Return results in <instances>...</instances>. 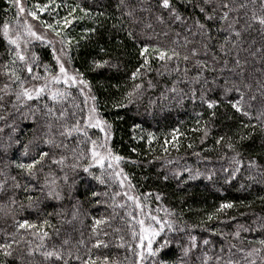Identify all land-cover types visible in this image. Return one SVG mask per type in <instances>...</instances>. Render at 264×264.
I'll use <instances>...</instances> for the list:
<instances>
[{
	"label": "trees",
	"instance_id": "trees-1",
	"mask_svg": "<svg viewBox=\"0 0 264 264\" xmlns=\"http://www.w3.org/2000/svg\"><path fill=\"white\" fill-rule=\"evenodd\" d=\"M22 3L27 10L35 11L37 18H26L23 14L17 18V10L11 0H0V28L8 22L14 31L20 28L26 19L39 29H47L63 42L61 47L67 51V55H64L67 65L73 73L82 74V78L89 82L90 89L85 88L84 94H81L79 89L82 86L65 85L62 81L60 84H53L54 89L67 91L69 95L59 103L49 100L47 95L39 101L29 102L33 109L39 106L42 110L35 123L31 118H23L22 113L27 112L26 108L18 105L20 110L17 111L12 107L14 96H5L4 100L0 101V116L5 117L0 120V129H3L0 131V145L12 144L15 139L20 141L19 144H13L7 153L0 151V171L5 172L7 176H16L22 185L20 189H14L10 187L13 182L8 179L6 192L0 193V243H4L5 233L16 231L18 223L27 220L29 223L40 225L47 219L51 227H45L44 230L50 234L46 241L49 247L53 243L60 244L62 240L69 239L70 244L65 247L83 259L89 258L88 249H91L90 255L96 259L97 264H103L105 256L108 257L109 264H112V261H117L118 264H133L135 251L139 250L135 248L138 237L133 239L129 224L134 225L137 232L139 226L127 213H132V216L137 218L145 217L126 197H116L115 202L112 199L116 191H129L131 195L139 197L144 206L143 213L157 216L161 220L162 225L152 222L153 227L163 226L157 241H162L164 237L172 241L158 253L157 264L161 260L167 264H202L205 253L211 257L208 264H227L229 259L233 264H264V246L258 243L264 239V229L260 228L258 223H253L258 216L264 217V177L259 175L258 170L249 169L247 164L249 159H255L259 165H264V132L259 126L254 132L241 127V122L249 121L237 114L228 103L239 98L235 91L222 99V90L227 80L229 87L233 83L240 85L246 93V101L248 97L255 95L256 99L251 101L253 117L258 110L264 108V88L258 83H264V33L259 31V25L253 26L255 30L242 31V42H238L235 48L229 44L231 52L225 56L219 50V45L228 33L220 30L218 19L215 22L207 21L213 39L205 55L204 50L196 43L201 37L192 36L186 30L192 24L193 18L205 22L204 15L198 7L186 4L184 0H173V6L180 14L189 18L184 25L174 23L168 12L159 7L158 0H124L119 7L117 5L120 0H22ZM215 3L216 0H213L212 6H205L208 12L212 11ZM242 3H247V7L238 8L230 14L240 21L236 25L237 30L241 29V25L251 16L254 8L256 11L260 10V0H257L255 6L250 0H235L236 5ZM81 8L86 9L87 13L82 12ZM129 11L132 12L131 16L125 14ZM158 16L163 18V23L157 19ZM66 18L71 21L67 27ZM149 24L151 27H146ZM128 31H132L136 38H130ZM177 32L180 33L179 38L176 37ZM184 36L193 43L187 48L178 49L181 56L190 53L191 48L197 47L200 49L198 57L190 58L187 62L182 58L169 61L166 67L163 61L154 57L151 46L162 49L176 47L173 41L179 39L182 44ZM27 39L30 40L27 55L31 57L32 53H35L37 57L33 73L43 76L44 66L47 65L51 74H58L59 67L53 57V44L44 38ZM144 45L149 46L150 70L141 69L139 78L134 81L131 74L143 63L140 49ZM21 46L24 47L23 43ZM9 47L0 33V66L8 64L11 69L15 66L10 63ZM213 56H216V61H213ZM236 57L241 61V68L235 67ZM196 59L205 61L214 69L209 71L206 68L199 84L192 81L197 72ZM224 60L228 61L227 67L221 72ZM104 61H108V64L95 66L94 62ZM177 65L179 71H174ZM185 68L189 70L187 76L184 75ZM241 69L242 76L239 74ZM2 71L3 68L0 67V72ZM205 78L210 82L205 86L207 96L221 100L220 106L213 110L207 109L199 100L201 84ZM149 80L152 81L153 87H148ZM213 80L214 84L211 83ZM8 82L6 75H0V87ZM136 83L142 84V88L133 92L131 97L127 96L126 93L132 92ZM243 84L250 85V88L244 89ZM173 87L177 89L175 93L170 90ZM190 88L197 90L196 99L191 97ZM88 95L96 97L99 117L112 126L108 143L115 154L124 157L120 168L128 175L133 185L131 190L120 189L117 184L106 187L82 169L74 172L71 168L74 163L71 149L75 147L77 134L73 133L72 137L65 139L59 132L63 131L62 125L71 126L75 119L86 114L85 105L91 107L93 104L91 99L86 101ZM45 104L53 107L57 115L61 109H66L68 113L63 120L51 118L50 132L41 127L50 119L43 115ZM120 104L124 106H118ZM210 111H215L214 118L210 119ZM73 112L77 114L76 117L72 116ZM206 122L209 123V134L204 137ZM250 123L258 125L259 122L253 119ZM12 127L16 128L15 133L12 132ZM87 131L93 139H103V133L99 129L92 128ZM248 132H252L250 138L237 143L239 135ZM45 134L53 136L57 143L63 141L68 144L67 149H51V153L57 158L65 155L68 159L64 165L52 164L51 160L47 159L43 164V171L37 173L38 179L30 180L12 161L28 163L37 151H50L49 146L43 143ZM149 134L152 136L151 140ZM220 136L231 137V142L242 153L243 164L235 178H229V173L224 171L225 168L234 167L230 160L235 153L225 146L227 141L216 144V139ZM29 141L32 142L29 144V153L23 156V145ZM83 147L87 148L88 145ZM80 163L87 164V160ZM91 171L99 174L98 168ZM196 172L200 175L191 179L190 176ZM65 175L68 177L67 182L63 179ZM209 175H212L211 179H207ZM249 175L255 176L256 179L249 180ZM46 176L50 181L55 179V186L63 197L61 200L45 198L44 192L39 190ZM165 176L168 177L167 180L164 179ZM4 179L5 176H0V180ZM25 184H32L33 190L24 191ZM92 192L101 195L93 197ZM105 192L107 195H104ZM157 195L160 196L159 200L156 199ZM13 196L17 201L14 205L8 199ZM28 196L40 198L38 208L27 207ZM229 202L234 205L233 208L217 212L220 204ZM120 203L126 207H114V204ZM73 212L76 213L75 217ZM209 215L212 216L211 220L208 219ZM99 218L106 220L99 228L107 235L93 236L91 227L94 219ZM164 221H171L173 230L170 231ZM237 225H244L250 230H240V236L236 238L232 233L237 231ZM31 231L20 230L17 238L23 236L24 241L20 245H13L11 257L0 254L2 264H50L39 252L32 256L27 255L28 245L25 241L32 240L33 247L38 243L31 236ZM189 234L197 237V248L185 256L181 249L190 247ZM118 237H123V241ZM97 238L105 241L108 247L93 248ZM80 239L86 242L85 245L77 244ZM205 239L209 240V244H203ZM122 242L124 247H119ZM128 245H132L133 250H129ZM156 246L158 245L154 244V247ZM241 248L244 249L243 252L239 250ZM252 248H258L260 251L248 256L247 253ZM216 256L221 257L219 262L215 259ZM16 257L22 259L17 260ZM68 259L70 264H79V261L71 257ZM146 264H152V260L149 259Z\"/></svg>",
	"mask_w": 264,
	"mask_h": 264
},
{
	"label": "snow or ice",
	"instance_id": "snow-or-ice-1",
	"mask_svg": "<svg viewBox=\"0 0 264 264\" xmlns=\"http://www.w3.org/2000/svg\"><path fill=\"white\" fill-rule=\"evenodd\" d=\"M186 4H190L193 7H198L200 13L204 15V21L201 22L199 19H192V24L187 27V31L191 33L192 36H200L201 40L196 41L200 45V48L204 50V54L207 55L211 45L210 41L213 39V37L210 35V29L207 26V21H213L215 22L217 19L219 20L221 24V29L228 33L227 36H225L223 43L219 45V50L224 53L225 56H227L231 52V48L228 47L229 44L232 45L233 48L238 46V42L241 41V35L242 31H248L249 29H253L254 25H259V31L261 33H264V0H260L259 4V11H256L255 8L253 9L251 16H248L247 19L244 21V24L241 25V29L237 30L236 25L240 22L238 18L230 16L231 13L236 12L238 8H244L247 7V3H242L239 5L235 4V0H216L215 6L212 7V11L208 12L205 6H212L213 0H184ZM252 5H256L257 0H250ZM11 3L13 7L17 10V18L21 14H24L27 12L28 16H31L33 19L37 18V14L35 11L27 10L21 3V0H11ZM124 3V0H120V4L117 5L119 7ZM159 7L163 10H166L168 12L169 17L172 19L174 23L178 22L182 25L187 24L188 17H184L180 14L178 9L173 6V0H158ZM37 7H39L37 5ZM46 7V6H45ZM79 7V5L77 6ZM43 10V9H41ZM82 12H86V9L81 8ZM75 11V9H73ZM219 11V15L217 16V12ZM128 16L132 15V12L125 13ZM71 15V13H69ZM100 15H103V13H100ZM247 16V14H245ZM157 19L163 23L164 20L161 16H158ZM71 21L65 19V27H67L68 24H70ZM46 27H51V25H45ZM146 27H151V25H146ZM22 28V30H21ZM195 29V31H193ZM0 33H2L4 40L7 42V44L10 46L8 48V53L10 56V63L14 65L15 67L9 69L8 64H4L3 66H0L3 68V71L0 72V75H6L8 77L9 82L5 83L3 87H0V101L4 100L5 96L12 95L14 96V101L12 102V107L16 108L17 111L20 110L18 105L21 107H24L27 109V112L22 113V116L24 119L31 118L33 123L36 122V119L38 115L41 113V108L37 106L36 108H32L29 105V102L31 101H39L41 98H43L45 95H47L49 100H52L55 103H59L63 101V99L69 95L67 91H60L59 89H54L52 87L53 84H60L61 81L65 84H71L73 86L79 85L81 94H84V89L89 88L90 85L89 82L82 78V74L76 73V74H70L68 70L65 67V64L61 62V55H67V51L62 47L59 50V53H57V50L53 48V57L56 60V64L59 67V73L58 74H51L48 66H44V75L41 76L40 74H34L33 73V65L37 61V57L35 53H32L31 57L27 55V46L30 43V40L27 39L28 37L35 38V39H42V37L38 36L37 33L33 30L32 25L25 19L23 21V24L20 28H17L16 30H12L11 26L8 22H5L0 28ZM57 35H59V32L57 31ZM166 35V33H165ZM128 36L130 38L135 39L134 33L132 31H128ZM176 37H180V33H176ZM234 37V39L232 38ZM22 43L24 47L22 48ZM63 43V42H62ZM193 43V41L189 40L187 36L183 37V43L181 44L179 42V39L174 40L173 44L176 45V47L172 48H166L162 49L158 46H151L152 52L154 53V57L160 61H163L165 63V67L167 66V63L169 61L173 60H180L181 58L187 62L190 58L198 57L200 55V49L197 47H193L190 49V53L184 54L181 56V52L178 50L179 48H187V46ZM259 51V49L257 50ZM149 46L144 45L140 49V56L143 58V63L140 65L139 68H137L134 72L131 74L132 80H137L140 76L141 69L150 70L149 66ZM255 55V53H253ZM69 57V61H70ZM213 61H216V56L212 57ZM96 67H102L105 64H108V61L104 62H94ZM227 60H224V66L220 69L222 72L224 68L227 67ZM234 64L235 67L241 68V61L238 57L234 58ZM195 67L197 68L196 75L192 77V81L196 84H199L201 81V78L203 76L204 70L207 68L209 71H213V68H210L205 61H202L200 59L195 60ZM174 71H179V65L176 66V68L173 69ZM231 71V69H229ZM189 70L187 68L184 69V75H188ZM23 73V75H21ZM241 76L243 75V70L241 69V72L239 73ZM43 81V83H33V81ZM209 81L205 78L203 80V84H201L200 88V94H199V100L203 105L207 107L209 110H213L216 107L220 106L221 100L212 99L207 96V89L205 88L206 85H209ZM211 83H215V80H213ZM228 81L225 80V87L222 90V99L223 97H226L230 92L235 91L238 94V99L235 101H228V103L231 105V108L235 110L237 114H239L242 117H246L249 121V123H243L241 122V127L245 129H251L253 132L255 129L259 126L260 130L264 132V108H261L258 110L255 117H253L251 109L253 107L251 101H254L256 99L255 95L248 97V100H245V91H243L239 84L233 83L230 87L228 85ZM242 83V81H241ZM260 84L261 88H264V83L258 82ZM15 85V87H13ZM148 87H153L152 81H148ZM142 88V84L136 83L133 86L132 92L126 93L127 96L131 97L133 92H137ZM244 89L250 88V85L243 84ZM172 92H176L177 89L175 87L170 89ZM183 90H181L182 92ZM191 93V97L193 99H196V89L190 88L189 89ZM264 95V93H262ZM87 99H91L93 101V104L91 107H87V104L85 105L87 108L86 114H82L79 118L75 119V122L71 124V126L68 125H62L63 131L59 132V135L61 137H64L65 139L72 137L73 133L77 134L76 144L75 147L71 149L72 152V159L74 163L71 164V168L75 172L77 169H82L84 173L89 174L92 176L94 180H96L99 184L105 185L106 187H111L112 184H117L120 189H129L131 190L133 188V185L131 184L129 177L127 174L124 173L123 169L120 168V163L124 160V157L115 154L113 152V149L110 147L108 141L111 137V124L107 121L101 119L98 114V109L96 107L95 101L96 97L94 95H88L86 96ZM2 106V105H0ZM118 106L123 107L124 105L120 104ZM83 113V110H82ZM43 115L46 117H49L50 119L47 121L46 124L41 125V127H45L50 132L52 128L51 118H55L57 120H63L67 117L68 113L66 109H61L59 111V114L57 115L55 109L53 107H49L47 104L43 106ZM76 113L73 112L72 116L76 117ZM216 116L215 111H210V119L214 118ZM5 119V117L0 116V120ZM253 119L258 121L257 124L250 123ZM11 127V125H7ZM99 129L101 133H103V139L97 137L96 139H93L92 136L89 135L87 129ZM200 129H197L199 131ZM0 131H3V129H0ZM12 132H16V128L12 127ZM204 137H207L209 134V123L206 122V126L203 130ZM252 135V132L248 133H241L239 135V139L237 143H242L244 140L250 138ZM82 137V139L80 138ZM175 135H173V139H175ZM11 139V137H10ZM152 139L151 134H149V140ZM231 137H225L220 136L216 139V144L220 145L222 141H227L225 146L233 151L235 155L231 157L230 163L234 165L231 169L225 168L224 171L229 173V178H235L236 174L240 172L241 166L243 164L242 159V153L237 150L236 145L231 142ZM20 141L18 139L12 140V144L8 145H0V151H3L5 153L8 152V150L12 147L13 144H19ZM32 142L29 141L28 144L23 145V151L21 155L27 156L29 153V144ZM43 143L47 146H49L50 151H43L39 150L37 151L36 155L31 158V161L28 163L25 162H16L12 161L14 166L21 170V173L23 175H26L30 180H37V173L43 171V164L47 159L51 160L52 164L57 165H64L65 161L68 159L65 155H60L58 158L51 153V149L54 148H68V144L61 141L60 143H57L55 138L51 135L45 134V138L43 139ZM84 145H88L87 148L83 147ZM191 147V145H189ZM83 160H87V164L80 163ZM248 168L249 169H256L259 172V175L261 177H264V165H259L255 159H249L248 162ZM8 165H5L7 167ZM93 168L99 169V174H96L92 172L91 170ZM63 171V169H61ZM200 173L196 172L195 174L191 175V179H195L197 176H199ZM214 175V173L212 174ZM212 175H209L207 179H211ZM0 176H5L6 179L0 180V193L6 192V185L8 182V179H10L13 183L10 185V187L14 189H20L22 187L21 183L17 181L16 176H7V174L3 171H0ZM65 182H67L68 177L65 175L63 177ZM165 180L168 179L167 176L164 177ZM249 180H255L256 177L249 175ZM127 182V184H126ZM227 182V180H226ZM56 181L55 179L49 180L47 176L45 177L43 183L39 186V190L41 192H44L45 198L55 199V200H61L62 194L60 191L56 188ZM24 191H30L33 190L32 184H25ZM45 189L47 191L45 192ZM91 195L93 197H96L98 195H101L97 192H92ZM104 195H107V192L104 193ZM124 196L126 197L127 201H131L137 210H139L145 218H137L133 217L132 213H127L129 217H132V219H135V224L139 226V231L137 232L135 230V226L132 224H129V228L131 229V235L133 239H136L138 237V243H136L135 248L139 249L138 251H135V260L133 264H146V262L151 259L152 264H157L156 257L158 253L161 252L162 249L168 247L172 241L168 237H164L162 241H157V237L160 236L161 232L163 231V226L160 228L153 227V223L161 224V220L154 215L143 213V205L139 199V197L131 195L129 191H116L114 195L112 196L113 201L115 202L116 197ZM11 202V204H16L17 201L13 197L8 198ZM29 203L27 207H39V197H27ZM156 199L159 200L160 196L157 195ZM99 203V201H97ZM75 207V206H73ZM114 207L124 208L126 207L125 204H114ZM234 205L229 203H222L220 204L219 208L217 209V212L222 211L224 209H231ZM165 212L167 213V209H165ZM59 215V213H57ZM76 213L73 212V217H75ZM208 219L211 220L212 216L209 215ZM264 217L258 216L257 219L253 223H258L259 227L264 229ZM106 223V220L104 218L94 219L91 231L93 236L97 235H107L106 232H103L102 229L99 228V226ZM163 223L167 224L168 229L171 231L173 230V225L171 221H164ZM45 227H51L48 220L45 219L43 223L40 225L29 223L27 220L18 223L16 225V231L12 233H5V241L4 243H0V254H2L4 257H11L13 255V245H20L22 241H24L23 236H19L17 238V234L20 232L21 229L28 230L31 229V236L35 238L38 243L35 244V247L32 246L33 241L28 240L25 241V243L28 245L27 247V255L32 256L34 253L39 252L41 256H43L44 260L47 262H50V264H70L69 257L72 259L79 261V264H97L96 259H93L90 255L91 249H88L89 258L83 259L79 254H74L71 249L66 248L65 246H68L70 244L69 239H64L61 241L60 244L53 243L50 247L47 245L46 241L50 238V234L45 231ZM240 230L243 231H249L250 229L245 227L244 225H237V231L232 233V235L236 238H239L240 236ZM59 230H57L58 232ZM180 231H184V229H180ZM83 235V234H81ZM121 241H123V237H118ZM188 241L190 243V247L185 246L181 249L183 255L187 256L189 252L192 249L197 248V237L195 235H188ZM85 241L83 239H80L77 241L78 245H85ZM258 243L262 246H264V239L258 241ZM154 244H157L158 246L154 247ZM203 244L207 245L209 244V240L205 239L203 240ZM107 248L108 244L97 238L95 239V243L92 245L93 248H100V247ZM119 247H124L123 242L118 245ZM235 247V245H233ZM129 250L132 249V245H128ZM241 252L244 251L243 248L239 249ZM77 253L79 252V248H77ZM260 249L258 248H252L247 255L250 256L253 253L259 252ZM17 260L22 259V257H16ZM98 259V258H97ZM211 259L206 253L204 254V259L202 264H208V261ZM215 259L219 262L221 257L216 256ZM2 264V262H0ZM103 264H109L108 257L105 256L103 258ZM112 264H118L117 261H112ZM159 264H167L166 261H159ZM227 264H233V261L229 259L227 261ZM238 264V262H237Z\"/></svg>",
	"mask_w": 264,
	"mask_h": 264
},
{
	"label": "rangeland",
	"instance_id": "rangeland-1",
	"mask_svg": "<svg viewBox=\"0 0 264 264\" xmlns=\"http://www.w3.org/2000/svg\"><path fill=\"white\" fill-rule=\"evenodd\" d=\"M21 3H22V0H21ZM22 5H23V3H22ZM23 15L26 18L28 16L27 13H24ZM30 24L32 25V28L37 33V35L48 40L50 43H52L54 48L57 50V53H59V50L62 48L61 47L62 43L59 41V39L55 35H53L51 32H49L47 29H45V28L39 29L35 26V24H32L31 22H30ZM60 58H61V62L65 64V67L68 70V72L70 74H75L71 71L70 67L67 65V62L65 61L64 55H61ZM58 73H59V71H58Z\"/></svg>",
	"mask_w": 264,
	"mask_h": 264
}]
</instances>
